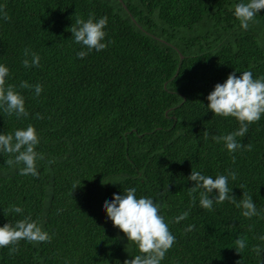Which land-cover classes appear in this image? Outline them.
<instances>
[{"label": "trees", "instance_id": "1", "mask_svg": "<svg viewBox=\"0 0 264 264\" xmlns=\"http://www.w3.org/2000/svg\"><path fill=\"white\" fill-rule=\"evenodd\" d=\"M240 2L248 0H0L10 17L0 19V65L28 112L17 119L0 108V134L32 125L35 150L44 155L34 177L19 174L22 164L6 163L15 154L0 152V227L31 216L51 237L22 240L14 254L13 246L0 248V264L134 259L137 245L103 209L129 188L159 206L175 236L161 264H264V252L253 251L264 249V114L236 137L252 149L229 152L212 136L238 131L239 122L207 108L229 74L264 76V9L244 30L233 14ZM90 16L108 18L107 47L81 59L77 53L88 50L71 27ZM26 48L39 55V66L23 67ZM23 81L41 85L40 95L21 88ZM192 170L213 179L236 172L230 195L237 202L251 196L259 215L246 218L228 200L203 209V189L192 204ZM13 205L23 212H12ZM185 211L188 218L175 223ZM188 225L195 227L185 232ZM237 238L246 241L240 253Z\"/></svg>", "mask_w": 264, "mask_h": 264}, {"label": "clouds", "instance_id": "2", "mask_svg": "<svg viewBox=\"0 0 264 264\" xmlns=\"http://www.w3.org/2000/svg\"><path fill=\"white\" fill-rule=\"evenodd\" d=\"M264 9V0H248L240 2L234 7V16L239 21L240 27L247 30L249 23L254 21V17ZM0 19L10 20L4 6H0ZM108 23L107 17H102L94 22L90 16L87 21L77 20L71 27L72 38L77 44L87 48V52L79 51L78 58H84L88 52L95 49L97 52L106 49L107 44L102 41L105 38V27ZM110 43V41H109ZM26 57L22 61L25 68L40 65L38 54L26 48L24 50ZM31 56V61L27 58ZM9 75V69L0 65V108L9 116L15 114L17 119L27 117L28 112L25 109L23 96L14 90L12 85L6 87V77ZM21 88L34 87L36 96L42 91V86L29 85L26 81L21 82ZM207 106L214 115L222 117H234L239 122V130L224 136H212L216 142L223 141L229 152H235L238 149H252V145L238 143L236 137H244L248 131V126L261 119L264 114V76L258 79L253 78L251 71H244L237 77L235 72L229 74L227 80L223 83H217L214 90L208 95ZM37 118L42 119L39 113ZM205 139L209 133L205 131ZM40 143L36 129L28 125L26 129H18L13 134H0V152L15 154L14 159H9L6 163L12 165H23L19 169L22 176H39L37 171V161L43 160L44 155L38 153L35 149ZM235 157H233V161ZM55 161H49V164ZM229 176L232 180L237 178V173L229 172L228 176L218 175L215 179L206 176L198 171L192 170L189 180L194 181L195 185L191 187L189 195L192 197V204H195L196 193L200 192L199 203L203 209L212 210L213 203H223L225 200L235 204L237 208H242V215L246 218L258 216L259 213L251 196L243 193V198L237 202L235 196L230 195L231 190L228 187ZM103 183V182H102ZM242 187V186H241ZM216 190L218 195L209 198L210 194ZM103 209L107 217L112 221L114 227L119 228L126 236L128 241L134 242L139 250V255H135L132 260H125L124 264H161L167 251L173 246L175 236L169 231V226L164 218L159 214V206L151 198L136 196V189L129 188L123 192V195L114 194L111 201H105ZM11 211L22 213L23 209L15 205L11 206ZM189 211H185L175 217V223L187 219ZM194 225H188L185 232L194 229ZM264 240V236L260 237ZM29 243L50 242L51 237L48 232L42 229L38 221L32 220L31 216L17 220L15 224L7 223L0 227V248L13 246L10 254L18 251L15 247L20 241ZM236 251L240 253L246 247V241L241 238L235 240ZM253 251L257 256L264 252L260 246H256Z\"/></svg>", "mask_w": 264, "mask_h": 264}, {"label": "water", "instance_id": "3", "mask_svg": "<svg viewBox=\"0 0 264 264\" xmlns=\"http://www.w3.org/2000/svg\"><path fill=\"white\" fill-rule=\"evenodd\" d=\"M180 57H181V55H180Z\"/></svg>", "mask_w": 264, "mask_h": 264}]
</instances>
